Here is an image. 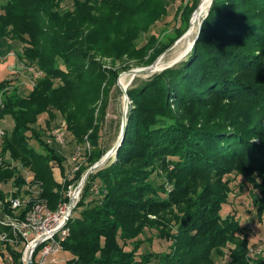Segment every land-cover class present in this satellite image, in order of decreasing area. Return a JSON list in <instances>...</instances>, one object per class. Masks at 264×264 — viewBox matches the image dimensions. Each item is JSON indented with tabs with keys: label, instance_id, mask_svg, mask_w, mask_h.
Returning a JSON list of instances; mask_svg holds the SVG:
<instances>
[{
	"label": "trees",
	"instance_id": "1",
	"mask_svg": "<svg viewBox=\"0 0 264 264\" xmlns=\"http://www.w3.org/2000/svg\"><path fill=\"white\" fill-rule=\"evenodd\" d=\"M63 1L7 0L0 10V43L21 42L18 62L43 72L27 95L13 84L15 75L0 82V120L14 121L0 142V184L12 181L13 195H21L28 185L22 167L32 170V184L40 188L21 216L37 200L56 209L63 199L52 163L63 171L66 158L43 138L40 116L48 115L49 129L61 115L70 141L90 145L89 166L76 174L82 178L105 154L99 142L103 99L118 78L96 54L135 57V39L150 32L176 0H73V8L61 10ZM198 2L187 8L188 26L180 35ZM168 46L137 65L152 64ZM127 92L135 108L124 141L115 161L111 157L85 182L63 242V251L72 255L66 263L216 264L235 242L229 264H252L245 227L234 212L224 217L221 211L234 190L225 177L235 173L252 184L258 214L264 213V0H214L186 60ZM158 168L167 171L172 192L150 179ZM7 195L0 187V200ZM4 208L12 213L9 204ZM147 229L171 241L168 249L140 252L152 241L142 238ZM21 246L0 242V264H23Z\"/></svg>",
	"mask_w": 264,
	"mask_h": 264
},
{
	"label": "rangeland",
	"instance_id": "2",
	"mask_svg": "<svg viewBox=\"0 0 264 264\" xmlns=\"http://www.w3.org/2000/svg\"><path fill=\"white\" fill-rule=\"evenodd\" d=\"M6 1L7 0H0V10H1V5L4 4ZM195 2L196 0H176L171 5H169L168 14L160 18L158 21H156V23L152 26L150 32L141 33L139 37L135 39L134 45L136 51L138 52V54L135 57L129 59L128 57L123 55L120 56L119 58L116 57L114 58L110 54H96V59L100 61L104 65V67L108 69H113L117 71L118 74L117 82L114 84H109V86L106 87L105 99H103L105 101L104 103L105 107L103 111L104 117L102 121V128L100 132L101 137L99 142H100V147L102 148L103 151H105V154L110 150H112L120 140L122 127L124 125L125 111H127L126 117L128 121L129 113L133 111L135 108L134 100L131 99L128 92H127L128 95L127 96L126 93H124L121 90L118 84V80L122 77V75L126 74V72L130 70L149 66V65H137V61L140 60L141 58L143 60H149L150 57L156 53L157 49L161 48V46L169 45L165 50L156 54V56L154 57V61L152 63H154L157 60L159 63V61L163 59L162 60L163 66L156 72L137 75L136 76L137 78L135 77L136 80L135 81L133 80L132 82H131L132 76L128 74L127 79L129 78L128 79L129 83L127 89L135 88L139 85L140 81L148 79L152 75L161 73L165 69L174 67L180 64V62L186 60L188 55L192 52L194 46L191 48L190 52L187 55H185L184 57L183 56L178 57V54L181 51H183V48H185L184 43H179V41L183 38L185 31L182 32L181 35L179 33H181V31L186 29V27L188 26L184 20V14L187 8L193 5ZM201 2L202 0H199L196 9L199 8ZM71 8H73V0H64L61 3V10H67ZM195 10L192 12L190 21ZM199 29L200 28H198V32ZM152 35L155 36L156 40L154 39L153 41H151L150 36ZM23 46L24 45L21 42L20 43L17 42V46L15 47L17 49L16 52L17 55L19 52H22ZM2 53H0V55H4V52ZM17 70L18 72L20 71V73L15 75L16 77H14L15 78L14 81H16V83H14L13 81V84H15V86L16 84L17 86H19L20 93L27 95L32 90L35 80L32 79L27 72H21L24 70L22 68V64L19 62H18ZM0 97L2 98V95H0ZM171 103H176V101L172 100ZM127 104L128 106H126ZM101 105H102L101 102H98L95 105L96 114L99 112V108ZM172 107H174V105H172ZM178 107L179 106L176 105L175 109H177ZM181 110L182 109L179 108L177 111L181 113ZM47 118H48L47 114H43L39 118L38 127L42 128V130H45L43 138L49 141L51 140L50 141L51 145L56 150L57 154L63 155L66 158L62 167L63 171L56 163H52L54 177L59 183L62 182L64 178L71 177V179L70 180L68 179L67 182L60 183L61 184L60 194L63 197V193L69 189L70 185H73L75 188L82 179L76 177L78 170L74 171L75 166L77 165H80V167L89 166L87 156L85 155V150L87 148V145L85 148L84 146H78L74 142L70 141V133L67 131V124L65 123L61 115H59L58 118L54 122H52L51 124L52 127L49 129H46ZM64 124L66 129L63 127ZM0 128H3L8 133H11L14 129L13 118L11 116H6L4 119H1ZM60 128H64L63 131L65 134L64 145L58 143L55 140V132L58 131ZM31 145L38 151H42V148L37 144L35 140L31 141ZM77 147L81 148L82 157L78 158V161H73V157L75 155ZM88 149H91V147H89ZM0 151H1V144H0ZM8 155L9 154L6 153L5 156L3 155L1 156H3L4 158ZM111 157L113 158L112 161H115L117 157V153L113 154ZM0 158L2 159V157ZM3 161L5 160L3 159ZM20 171L24 176L28 178V180L34 178V173L29 168L21 167ZM167 176H168L167 171L163 170L162 168H158L152 173L150 179L157 184H164L166 190L172 192L176 187L174 186V183L168 180ZM225 178L231 180V184L232 186H234V190L230 195L229 202L223 205L221 211L222 215L225 217L229 213L234 212L236 214L239 223L241 224L242 227H245V231L249 235V242H250L249 248L251 246L264 243V213L261 217L258 214V209L256 208V205L253 200V196L251 195L252 184L243 181V177L239 175H235V173L226 175ZM189 182L190 181H184V184L182 185L183 188L188 187ZM200 184H202V181H200ZM200 184H198V186ZM239 184H242V187H240ZM29 185L30 187L28 185H25L23 187L22 189L24 190L23 192L30 193L33 196H37L40 191L39 186L32 183ZM0 187L4 192L8 193V195H11L12 192H14L17 188L14 186L12 181L8 182L7 184H0ZM199 188H201V186H199ZM60 202L61 200H59L58 204ZM175 212L176 214L182 215L177 208H175ZM74 216H78V213H74ZM173 223L175 222L173 221ZM155 233H157L156 230L147 229L145 235H143L142 238L144 239L152 236V241L145 242L141 247L140 252H145V251L160 252L168 249V246L170 245L171 241L160 239L157 236H155ZM239 235L240 234L237 233V236ZM146 241H148V239ZM234 244L235 242H233V244L232 243L228 244L226 247H224V250L226 251V256L220 258L216 257V264H229L230 249L232 247H235ZM131 248L132 245L127 247V249H131ZM19 249L20 250L23 249V244L21 247H19ZM71 256L72 255L70 253L62 251L58 258V264H67L66 261L69 258H71ZM35 260L37 261V257Z\"/></svg>",
	"mask_w": 264,
	"mask_h": 264
},
{
	"label": "built area",
	"instance_id": "3",
	"mask_svg": "<svg viewBox=\"0 0 264 264\" xmlns=\"http://www.w3.org/2000/svg\"><path fill=\"white\" fill-rule=\"evenodd\" d=\"M22 68L23 72L29 73L35 81L43 75V72L36 65L22 64ZM17 74L18 71L13 75ZM63 127L65 128V124ZM64 128L55 132V140L62 145L65 144ZM5 135L6 130L0 128V142ZM87 147L89 148L90 145L87 144ZM81 157V148L77 147L73 161H78V158ZM79 168L80 165L75 166L74 171L79 170ZM25 178L30 187L29 184L32 183L33 178L31 180ZM68 179L70 180L71 177L64 178L60 183L67 182ZM81 181L75 188L73 185L69 186V189L63 193V199L56 209L50 208L48 203L43 200H37L31 209L21 216V210L29 205L31 198L38 195L33 196L23 192L21 195L14 196L12 192L11 195L6 196L4 201L0 200V242H10L14 247L18 242H21L23 244V264H28L29 260L33 264H58L59 255L63 251V242L70 234L69 222L72 217L70 205L75 196H77V203L79 202L84 188L83 186L80 192L76 193ZM94 190H98L96 185ZM4 204H9L12 213L5 211ZM10 231L14 237L10 236ZM248 255L252 264H264V243L251 246ZM36 257L37 261L35 260Z\"/></svg>",
	"mask_w": 264,
	"mask_h": 264
},
{
	"label": "water",
	"instance_id": "4",
	"mask_svg": "<svg viewBox=\"0 0 264 264\" xmlns=\"http://www.w3.org/2000/svg\"><path fill=\"white\" fill-rule=\"evenodd\" d=\"M198 9V8H197ZM197 9L195 10V12L197 11ZM194 12V13H195ZM194 15V14H193ZM191 20H192V18H191ZM203 23V22H202ZM190 24H191V21H190ZM201 28H202V24H201V26H200V30H199V33H198V35H197V37H196V39H195V41L198 39V37H199V34H200V31H201ZM185 35V34H184ZM183 35V36H184ZM195 41H194V43L192 44V45H194L195 44ZM193 47V46H192ZM158 60L157 61H155L154 63H152L151 65H149V66H145V67H140V68H137V69H133V70H130V71H128V72H126V74H129V75H131L132 76V79H131V82L135 79V77L137 76V75H141V74H149V73H153V72H156L157 70H158ZM118 84H119V86H120V88H121V90L124 92V93H126V95H127V87H124L123 85H122V83H121V80L119 79L118 80ZM128 96V95H127ZM126 106H128V104L126 105ZM127 111H125V119H124V125H123V127H122V133H121V136H120V140H119V142H118V144L112 149V150H110L109 152H107L97 163H95L93 166H91L88 170H87V172L84 174V176H83V178H82V181H81V183H80V185L77 187V189H76V193H79L80 192V190L82 189V187L84 186V184H85V182H86V180H87V178L89 177V175L91 174V173H93V172H95L96 170H98L99 168H102L104 165H106L107 164V162L109 161V159L111 158V156L113 155V154H115V153H118V151H119V148H120V146L122 145V142L124 141V137H125V134H126V126H127V117H126V113ZM76 205H77V196H75L74 198H73V201H72V203H71V205H70V212H71V214H73V212H74V209H75V207H76ZM28 264H33L32 263V261L31 260H29L28 261Z\"/></svg>",
	"mask_w": 264,
	"mask_h": 264
},
{
	"label": "bare ground",
	"instance_id": "5",
	"mask_svg": "<svg viewBox=\"0 0 264 264\" xmlns=\"http://www.w3.org/2000/svg\"><path fill=\"white\" fill-rule=\"evenodd\" d=\"M212 4H213V0H202L199 8L192 16L191 24L188 30L185 32V35L183 36V38L179 41V43L185 44V48H183V51H181L178 54V57L179 56L184 57L185 55H187L190 52L192 46H194L192 44H193L195 37L199 33L198 28H200L202 22L207 17ZM162 60L163 59H161L157 65L158 70L163 66ZM127 77H128V74H124L122 75L120 80H121L122 85L128 88L129 78L127 79Z\"/></svg>",
	"mask_w": 264,
	"mask_h": 264
},
{
	"label": "crops",
	"instance_id": "6",
	"mask_svg": "<svg viewBox=\"0 0 264 264\" xmlns=\"http://www.w3.org/2000/svg\"><path fill=\"white\" fill-rule=\"evenodd\" d=\"M17 42L19 41L5 38L0 43V53L4 52V55H0V82L12 77V75L18 71V55L16 54L17 49L15 48ZM14 83H16V81H14Z\"/></svg>",
	"mask_w": 264,
	"mask_h": 264
}]
</instances>
